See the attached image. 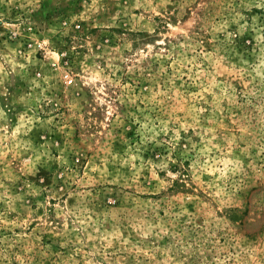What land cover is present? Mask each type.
<instances>
[{"label":"rangeland","instance_id":"1","mask_svg":"<svg viewBox=\"0 0 264 264\" xmlns=\"http://www.w3.org/2000/svg\"><path fill=\"white\" fill-rule=\"evenodd\" d=\"M0 264H264V0H0Z\"/></svg>","mask_w":264,"mask_h":264}]
</instances>
